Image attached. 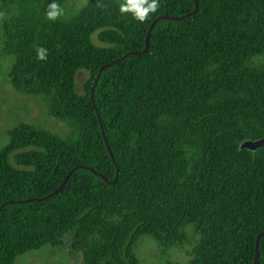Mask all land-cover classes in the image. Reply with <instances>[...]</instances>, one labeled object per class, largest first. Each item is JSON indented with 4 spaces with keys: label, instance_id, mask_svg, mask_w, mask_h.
<instances>
[{
    "label": "trees",
    "instance_id": "trees-1",
    "mask_svg": "<svg viewBox=\"0 0 264 264\" xmlns=\"http://www.w3.org/2000/svg\"><path fill=\"white\" fill-rule=\"evenodd\" d=\"M67 1L50 21L53 0H0L11 87L68 128L8 131L0 264L64 236L81 264H139L142 237L163 252L192 238L189 264H254L264 147L244 144L264 138V0H159L144 23L123 0Z\"/></svg>",
    "mask_w": 264,
    "mask_h": 264
},
{
    "label": "rangeland",
    "instance_id": "rangeland-1",
    "mask_svg": "<svg viewBox=\"0 0 264 264\" xmlns=\"http://www.w3.org/2000/svg\"><path fill=\"white\" fill-rule=\"evenodd\" d=\"M88 0H68L65 12L75 11ZM95 46H103L98 42L96 34L91 38ZM12 57L3 56L0 51V150L8 143V131L20 124H27L48 130L60 137H65L68 128L63 123L50 117L44 109L40 97L22 95L13 90L8 80V70ZM87 73L78 72L75 78V90L82 93ZM191 238V233H189ZM62 246L53 248L44 246L37 251L25 253L17 258L15 264H81L80 254H71L66 245V237L60 239ZM192 238L190 239L191 244ZM183 249L175 247L167 251L159 249L157 244L148 237H142L136 243L133 253L139 264H189L187 251L190 245Z\"/></svg>",
    "mask_w": 264,
    "mask_h": 264
},
{
    "label": "clouds",
    "instance_id": "clouds-1",
    "mask_svg": "<svg viewBox=\"0 0 264 264\" xmlns=\"http://www.w3.org/2000/svg\"><path fill=\"white\" fill-rule=\"evenodd\" d=\"M160 7L159 0H123L119 6V11L122 14H131V16L144 23L148 20L151 14L158 11ZM63 14V9L61 6L53 0L51 4L48 5L46 12L47 19L50 21H55ZM48 50L46 48H37L36 58L37 60L44 61L47 59Z\"/></svg>",
    "mask_w": 264,
    "mask_h": 264
},
{
    "label": "water",
    "instance_id": "water-1",
    "mask_svg": "<svg viewBox=\"0 0 264 264\" xmlns=\"http://www.w3.org/2000/svg\"><path fill=\"white\" fill-rule=\"evenodd\" d=\"M196 9H197V6L195 7V10H196ZM157 20H159V18H157V19H155V21H153V23L151 24V27L155 24V22H156ZM146 48H147V45H146ZM112 64H113V63H110V64H108V65H104V66H102V67L99 69V72H101L102 69H104V68H106V67H108V66H110V65H112ZM97 77H98V75H97ZM96 80H97V78L95 79L94 84L96 83ZM244 147L247 148V149H251V150H253V151L258 150L259 148L264 147V138L261 139V140H258V142L255 141V142H248V143H245V144H244ZM108 151H109V150H108ZM109 153H110V152H109ZM111 158H112V156H111ZM70 173H72V171H71ZM70 173H69V174H70ZM69 174H68V175H69ZM68 175L65 177V180L67 179ZM5 204H6V203H4L3 205H1V207H3ZM1 207H0V209H1ZM262 236H264V232L258 234L257 237H256V240H255L254 264H257L256 262H257V260H258V246H259V240H260V238H261Z\"/></svg>",
    "mask_w": 264,
    "mask_h": 264
}]
</instances>
